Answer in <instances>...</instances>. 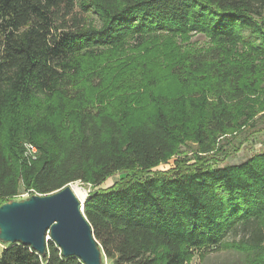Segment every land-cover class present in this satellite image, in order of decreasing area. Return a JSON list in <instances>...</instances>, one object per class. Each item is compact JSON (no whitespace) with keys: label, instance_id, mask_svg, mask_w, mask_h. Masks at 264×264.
I'll list each match as a JSON object with an SVG mask.
<instances>
[{"label":"trees","instance_id":"16d2710c","mask_svg":"<svg viewBox=\"0 0 264 264\" xmlns=\"http://www.w3.org/2000/svg\"><path fill=\"white\" fill-rule=\"evenodd\" d=\"M263 116L264 0H0V205L91 184L85 215L113 264L229 249L264 264V150L217 157ZM3 244L0 264H85L53 240Z\"/></svg>","mask_w":264,"mask_h":264},{"label":"water","instance_id":"95a60500","mask_svg":"<svg viewBox=\"0 0 264 264\" xmlns=\"http://www.w3.org/2000/svg\"><path fill=\"white\" fill-rule=\"evenodd\" d=\"M73 183L49 194H33L0 205V241L23 243L45 254L53 240L65 257L103 264V252ZM50 235L49 238H46Z\"/></svg>","mask_w":264,"mask_h":264},{"label":"rangeland","instance_id":"374dc122","mask_svg":"<svg viewBox=\"0 0 264 264\" xmlns=\"http://www.w3.org/2000/svg\"><path fill=\"white\" fill-rule=\"evenodd\" d=\"M192 41L198 46H205L208 43V39L204 34H196L193 36ZM221 144L224 145L227 155L219 153L217 156L221 165L227 163H239L246 160L254 153L264 150V116L257 120L255 128L247 127L240 131L237 135L229 136L221 140ZM185 150V147H183ZM192 155V152L189 153ZM178 156L171 157L168 161L161 163L156 167L159 170L169 169L174 167L175 160ZM122 174L117 173L109 178L100 187H108L114 184L120 179ZM73 186L78 187L84 194L85 199L89 192L94 188L91 184H84L82 182H74ZM32 194H37L32 189L23 190L21 187L20 194L15 199L22 200L30 197ZM250 233V231H249ZM245 233L243 229L231 230L227 233L226 240H239L249 234ZM4 244L0 242V254L4 248ZM103 264H113V262L104 256ZM247 261V254L234 249L221 250V251H208L204 259L201 258L199 252L195 253L194 257L187 261L185 264H244Z\"/></svg>","mask_w":264,"mask_h":264},{"label":"built area","instance_id":"2783aa9c","mask_svg":"<svg viewBox=\"0 0 264 264\" xmlns=\"http://www.w3.org/2000/svg\"><path fill=\"white\" fill-rule=\"evenodd\" d=\"M24 156H25L26 162L28 163H31L32 161L36 160L38 157L37 146L30 142H26ZM49 237L50 235H47L46 238H49Z\"/></svg>","mask_w":264,"mask_h":264},{"label":"bare ground","instance_id":"6f19581e","mask_svg":"<svg viewBox=\"0 0 264 264\" xmlns=\"http://www.w3.org/2000/svg\"><path fill=\"white\" fill-rule=\"evenodd\" d=\"M73 188L76 191L78 197L83 201L85 199V194L78 187L73 186Z\"/></svg>","mask_w":264,"mask_h":264}]
</instances>
